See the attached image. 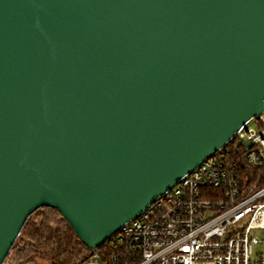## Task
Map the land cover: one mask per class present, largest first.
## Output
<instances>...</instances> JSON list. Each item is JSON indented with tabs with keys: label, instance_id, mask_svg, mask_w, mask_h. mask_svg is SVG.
Masks as SVG:
<instances>
[{
	"label": "water",
	"instance_id": "1",
	"mask_svg": "<svg viewBox=\"0 0 264 264\" xmlns=\"http://www.w3.org/2000/svg\"><path fill=\"white\" fill-rule=\"evenodd\" d=\"M263 110L264 0H0V264L42 206L102 246Z\"/></svg>",
	"mask_w": 264,
	"mask_h": 264
},
{
	"label": "built area",
	"instance_id": "2",
	"mask_svg": "<svg viewBox=\"0 0 264 264\" xmlns=\"http://www.w3.org/2000/svg\"><path fill=\"white\" fill-rule=\"evenodd\" d=\"M106 243L80 264H264V110Z\"/></svg>",
	"mask_w": 264,
	"mask_h": 264
},
{
	"label": "trees",
	"instance_id": "3",
	"mask_svg": "<svg viewBox=\"0 0 264 264\" xmlns=\"http://www.w3.org/2000/svg\"><path fill=\"white\" fill-rule=\"evenodd\" d=\"M98 249L107 253L113 247ZM91 252L57 208L42 206L27 218L4 263L80 264Z\"/></svg>",
	"mask_w": 264,
	"mask_h": 264
},
{
	"label": "rangeland",
	"instance_id": "4",
	"mask_svg": "<svg viewBox=\"0 0 264 264\" xmlns=\"http://www.w3.org/2000/svg\"><path fill=\"white\" fill-rule=\"evenodd\" d=\"M250 126L253 127V126H257V125L255 122H251ZM256 235L259 236V238L263 237L262 231H256ZM261 249H262L261 244L255 246V251L253 254V264H257L256 261H257L258 254L260 253ZM37 261L38 262H46L45 260H40V259H37Z\"/></svg>",
	"mask_w": 264,
	"mask_h": 264
}]
</instances>
